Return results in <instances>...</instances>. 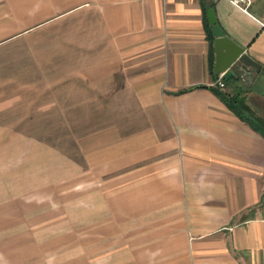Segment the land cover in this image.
<instances>
[{"label":"crops","instance_id":"crops-1","mask_svg":"<svg viewBox=\"0 0 264 264\" xmlns=\"http://www.w3.org/2000/svg\"><path fill=\"white\" fill-rule=\"evenodd\" d=\"M251 1L0 0V264H264ZM210 9L262 66L220 91L244 118Z\"/></svg>","mask_w":264,"mask_h":264},{"label":"water","instance_id":"water-1","mask_svg":"<svg viewBox=\"0 0 264 264\" xmlns=\"http://www.w3.org/2000/svg\"><path fill=\"white\" fill-rule=\"evenodd\" d=\"M210 24L215 36V73L222 76L227 82L231 79H239L244 84H253L260 74L262 66L255 62L246 53V49L240 46L218 24L215 10L208 11Z\"/></svg>","mask_w":264,"mask_h":264},{"label":"trees","instance_id":"trees-1","mask_svg":"<svg viewBox=\"0 0 264 264\" xmlns=\"http://www.w3.org/2000/svg\"><path fill=\"white\" fill-rule=\"evenodd\" d=\"M214 65H215V59L213 58L211 61V65H210V69H211L212 73L214 72ZM225 83L227 85L226 80H225ZM213 91H215L223 99V102H225V104H227L240 117L244 118L243 117L244 114L249 111L247 106L244 103V100L239 98V96H229L225 93H221L220 90L215 89V88ZM251 123H252V121H251ZM252 125L255 128L259 129L258 126L254 125V123H252Z\"/></svg>","mask_w":264,"mask_h":264},{"label":"built area","instance_id":"built-area-1","mask_svg":"<svg viewBox=\"0 0 264 264\" xmlns=\"http://www.w3.org/2000/svg\"><path fill=\"white\" fill-rule=\"evenodd\" d=\"M231 1L234 2L236 5L243 7L246 11L252 4L251 0H231ZM222 76H224V74L218 75V81H217L218 83L213 84V86L215 87L219 86L220 89H224L226 87L225 80Z\"/></svg>","mask_w":264,"mask_h":264},{"label":"rangeland","instance_id":"rangeland-1","mask_svg":"<svg viewBox=\"0 0 264 264\" xmlns=\"http://www.w3.org/2000/svg\"><path fill=\"white\" fill-rule=\"evenodd\" d=\"M218 81V77H217V79L214 81V84H216V83H218L217 82ZM227 86V85H226ZM221 92H225L226 91V87L224 88V89H220V87L219 86H216Z\"/></svg>","mask_w":264,"mask_h":264}]
</instances>
